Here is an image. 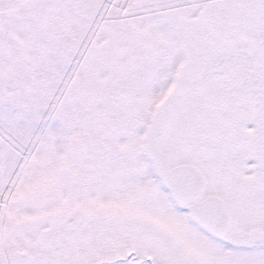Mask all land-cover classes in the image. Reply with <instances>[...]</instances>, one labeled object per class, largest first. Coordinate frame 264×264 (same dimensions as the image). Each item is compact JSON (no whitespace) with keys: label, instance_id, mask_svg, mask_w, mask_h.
<instances>
[{"label":"snow or ice","instance_id":"obj_1","mask_svg":"<svg viewBox=\"0 0 264 264\" xmlns=\"http://www.w3.org/2000/svg\"><path fill=\"white\" fill-rule=\"evenodd\" d=\"M0 264H264V0H0Z\"/></svg>","mask_w":264,"mask_h":264}]
</instances>
